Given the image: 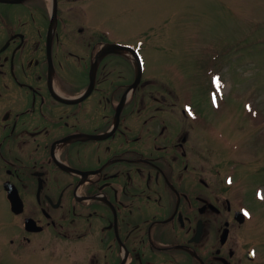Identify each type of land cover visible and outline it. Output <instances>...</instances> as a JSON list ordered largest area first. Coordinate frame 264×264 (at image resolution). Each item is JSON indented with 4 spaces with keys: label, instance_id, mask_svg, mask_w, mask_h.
Returning <instances> with one entry per match:
<instances>
[{
    "label": "flooded vegetation",
    "instance_id": "obj_1",
    "mask_svg": "<svg viewBox=\"0 0 264 264\" xmlns=\"http://www.w3.org/2000/svg\"><path fill=\"white\" fill-rule=\"evenodd\" d=\"M80 1L0 0L1 239L50 264H264L188 110Z\"/></svg>",
    "mask_w": 264,
    "mask_h": 264
},
{
    "label": "rangeland",
    "instance_id": "obj_2",
    "mask_svg": "<svg viewBox=\"0 0 264 264\" xmlns=\"http://www.w3.org/2000/svg\"><path fill=\"white\" fill-rule=\"evenodd\" d=\"M89 5L112 36L138 43L152 83L168 93H160L164 104L188 110L204 168L232 184L264 241V0H81L75 9ZM1 220L0 264H50L59 255L42 252L50 258L40 262L22 253L1 239Z\"/></svg>",
    "mask_w": 264,
    "mask_h": 264
}]
</instances>
